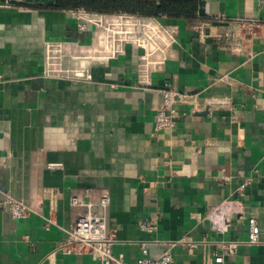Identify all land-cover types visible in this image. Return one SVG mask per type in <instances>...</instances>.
Wrapping results in <instances>:
<instances>
[{"label": "crops", "instance_id": "1", "mask_svg": "<svg viewBox=\"0 0 264 264\" xmlns=\"http://www.w3.org/2000/svg\"><path fill=\"white\" fill-rule=\"evenodd\" d=\"M54 3L0 0V188L33 209L17 220L0 209V264H100L59 248L87 211L71 197L96 204L104 195L113 252L127 264L144 245L152 259L170 251L172 264H264V27L241 52L224 38L237 29L225 18L264 22V0H202L193 20L145 18L174 33L153 57L163 62L144 71V51L133 44L112 60L69 58L68 67L89 68V80L45 77L46 44L89 55L102 32L96 23L124 15ZM166 84L184 100L176 128L157 132ZM253 216L258 244L247 243ZM143 219L158 232H142ZM220 255L223 263L215 262Z\"/></svg>", "mask_w": 264, "mask_h": 264}, {"label": "built area", "instance_id": "2", "mask_svg": "<svg viewBox=\"0 0 264 264\" xmlns=\"http://www.w3.org/2000/svg\"><path fill=\"white\" fill-rule=\"evenodd\" d=\"M82 12L85 13L84 11ZM225 20L237 27L236 30L224 36L227 41L238 45L234 49L235 52H241L245 42L250 38L258 37L264 27V22L260 19L237 17L225 18ZM96 24L102 28V32L97 36L95 46L89 55L69 56L64 44L53 42L46 44L43 70L45 77L89 80L91 79L89 68L82 65L75 68L68 67L66 64L67 60L70 58L73 61L82 63L85 60H112L124 52L127 44H133L144 51L141 65L144 67V71H147L150 66L159 65L163 62V60H153V57L163 54L166 48L175 41L173 31L143 17H126L124 15L112 21L99 20ZM161 92L162 104L157 110L155 118V130L157 132L176 128L178 119L177 105L184 100V95L168 84L165 85ZM253 181V177L245 179L240 184L238 192L245 194ZM46 194L52 200L60 197V194L55 190H49ZM110 203L111 200L108 195L102 196L96 204L84 202L80 198L72 196L71 204L75 207L86 208L87 211L78 215L73 225L67 230V237L60 246L59 251L67 255L91 254L100 264H127L123 256L115 255L113 252L117 239L115 234L108 228ZM229 207L234 212H240V208L233 205H229ZM0 209L9 212L15 220L26 218L33 212L29 205L15 199L8 190L3 188H0ZM52 214L53 212L47 219V227L54 224ZM139 228L142 232L148 234L158 232V225L148 219L141 220ZM28 238L26 236V239ZM247 243H261L259 222L254 216L249 218V238ZM237 244L239 243L224 246V251L232 254L235 252ZM223 260V255L215 258L217 263H223ZM172 263L173 257L170 251L162 253L157 259H152L149 257V250L146 245L142 247V257L136 262V264Z\"/></svg>", "mask_w": 264, "mask_h": 264}, {"label": "trees", "instance_id": "3", "mask_svg": "<svg viewBox=\"0 0 264 264\" xmlns=\"http://www.w3.org/2000/svg\"><path fill=\"white\" fill-rule=\"evenodd\" d=\"M202 0H55L57 10H83L98 15H131L143 18H197Z\"/></svg>", "mask_w": 264, "mask_h": 264}]
</instances>
